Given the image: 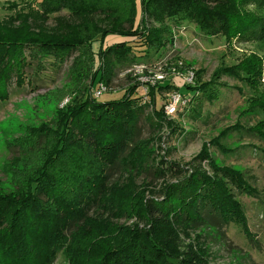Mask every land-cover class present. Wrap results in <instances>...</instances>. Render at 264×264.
Masks as SVG:
<instances>
[{
  "label": "trees",
  "instance_id": "1",
  "mask_svg": "<svg viewBox=\"0 0 264 264\" xmlns=\"http://www.w3.org/2000/svg\"><path fill=\"white\" fill-rule=\"evenodd\" d=\"M39 5L37 18L29 7L0 23V102L8 99L12 81L24 83L34 61L40 71L46 61L59 68L71 59L67 74L74 97L57 107L50 124L25 128L24 137L8 142L17 154L4 167L9 183L0 182V264H52L60 250L70 264H211L205 241L198 237L183 250L179 238L205 232L220 240L231 223L247 234L234 195L254 196L243 175L217 166L206 150L187 166L159 157L162 138L156 134L164 128L174 133L175 125L164 106L156 109L155 87L148 84L147 102L135 96L137 84L107 100L92 94L78 99L79 88L87 80L108 87L117 67L138 64L134 51L163 52L169 28L183 23L227 44H264V0H42ZM61 11L67 17H56V26L48 28L49 16ZM263 69L264 62L250 54L215 71L209 82L194 72L192 85L184 84L191 94L187 105L213 103L219 98L216 82L232 78L252 92L243 115L260 118L245 130L264 143ZM168 90L178 92L173 86ZM140 122L152 134L147 140L140 138ZM116 172L125 182L111 181ZM142 174L168 180L158 186V198L150 182L135 185L133 178ZM111 218H134L142 227L121 229ZM118 232L123 235L112 242Z\"/></svg>",
  "mask_w": 264,
  "mask_h": 264
},
{
  "label": "rangeland",
  "instance_id": "2",
  "mask_svg": "<svg viewBox=\"0 0 264 264\" xmlns=\"http://www.w3.org/2000/svg\"><path fill=\"white\" fill-rule=\"evenodd\" d=\"M41 1L0 0V23L8 22L9 18H15L18 13L26 14L29 7L36 12L37 18V13L41 14L39 5ZM59 16L67 17V12L61 11L59 14L50 15L47 20L48 28L56 26L55 18ZM138 16L140 17L139 12H137ZM13 20L18 22L16 19ZM56 30L57 28L54 31ZM169 31L171 32L170 42L167 43L163 52L144 56V53L134 51L138 57L136 61L138 64L125 63L117 67L108 87H105L103 83L99 84L103 88L99 97L102 96V100L119 99L128 88L137 84L135 96L142 102H147L149 86H153L158 110L169 101L172 91L168 89L171 86L176 88L185 104L179 106L172 117L166 116L167 120L175 125L174 133H171L169 128H164L156 134V138L158 136L162 138L160 144H157L159 157H163L165 161L187 166L203 150H206L217 166L238 170L246 184L254 191V196L242 195L234 191L235 198L243 208L247 234L241 226L231 223L221 231L220 240L209 233H192L187 239L183 235L180 236L179 247L184 250L185 245L192 240L197 241L199 237V240L205 241L209 254L208 260L211 264H264V155L261 152L264 149V143L245 130L252 127L260 116L243 115L246 101L251 97L252 92L232 78L222 77L216 82L219 91L218 100L213 103L198 100L193 103V107H189L187 102L191 94L184 89L182 78L189 71L201 72L200 80L209 82L215 71L221 67L234 66L250 54H255L264 62V44H227L221 37L201 35L193 24L188 23L169 28ZM98 47L97 42L93 48L97 51ZM139 54L142 56L139 57ZM178 63L181 67L173 76L170 71ZM70 65L71 59L59 68H53L46 61L40 71H36L34 61L31 68L26 69L25 81L21 86H16L14 81L10 83L8 99L0 102V182L3 185L5 182L9 183L4 167L17 154L15 148L7 147L8 142L24 137L28 133V131L25 132V128L50 124L52 119L56 118L57 107L61 108L68 102L69 97H74L69 96L73 88L67 74ZM102 66V63L100 65L96 63V67L101 69ZM136 66L140 68L139 75L134 73L133 68ZM161 76L163 78L159 79ZM262 79L264 80V69ZM27 80L30 83H27ZM153 80H155L153 85L145 84ZM89 82L87 80L79 88L81 95L78 99L81 96L85 98L88 94L98 98L97 80L93 86L89 85ZM262 84L264 89V81ZM198 106H201L200 111ZM236 125L242 129L232 131ZM140 128L142 140L152 137L146 124L140 122ZM155 144L154 149L157 146ZM201 167L212 174L206 163H202ZM125 177L124 174L116 172L111 181L125 182ZM133 181L136 186L141 185L142 182H150V186L155 191L153 196L158 198L160 187L168 180L163 183L153 180L149 174H142L133 178ZM111 222L118 228L127 230H133L137 226L142 227L134 218H111ZM122 235L123 233L119 232L112 235V242L119 240ZM52 264L70 263L60 250Z\"/></svg>",
  "mask_w": 264,
  "mask_h": 264
},
{
  "label": "built area",
  "instance_id": "3",
  "mask_svg": "<svg viewBox=\"0 0 264 264\" xmlns=\"http://www.w3.org/2000/svg\"><path fill=\"white\" fill-rule=\"evenodd\" d=\"M180 67H181V64L178 63V65L175 68H173V70L170 71V74L173 76L176 75L177 74L176 70ZM133 69H134V73L136 75H139L138 70L140 68H138V66H136V68H133ZM162 78H163L162 76L159 77V79H162ZM182 78L184 80L183 83L185 85H192L193 80H194V72L189 71ZM149 83L151 85H153L155 83V80H153V82L150 81V82L145 83V84H149ZM98 87L99 88H97V93H96L97 97H99V95H101V91H103V88L101 86H98ZM183 104H185V101L183 100L181 94L179 92H172V94L170 95V98H169V102L164 106V112H165L166 116L172 117L176 113V111L178 110V107L183 105Z\"/></svg>",
  "mask_w": 264,
  "mask_h": 264
}]
</instances>
